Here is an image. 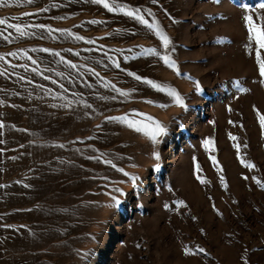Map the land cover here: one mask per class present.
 Segmentation results:
<instances>
[{
	"label": "rangeland",
	"instance_id": "obj_1",
	"mask_svg": "<svg viewBox=\"0 0 264 264\" xmlns=\"http://www.w3.org/2000/svg\"><path fill=\"white\" fill-rule=\"evenodd\" d=\"M107 3L0 4V264H264V0Z\"/></svg>",
	"mask_w": 264,
	"mask_h": 264
},
{
	"label": "snow or ice",
	"instance_id": "obj_2",
	"mask_svg": "<svg viewBox=\"0 0 264 264\" xmlns=\"http://www.w3.org/2000/svg\"><path fill=\"white\" fill-rule=\"evenodd\" d=\"M24 2L25 3H28V4H31L33 2V0H24ZM91 2H93V3L97 4V5L103 4V7L105 9H107L109 12H112V11L122 12L126 16L133 18L137 22H139V23H141L143 25H146L149 29H152L154 27L151 23H149V21L147 19H145L144 15L141 14V10L138 9V8L137 9H128V10H125V7L123 5H109V3H107V0H91ZM214 2H217L218 3L219 0H214ZM4 3H6V0H0V4H4ZM152 3L153 4L157 3V0H152ZM53 6H55V5H53ZM261 8H264V5H261ZM41 11L46 12V11H48V9L42 8ZM146 11L149 14L151 12L150 9H148ZM56 19H64V17H56ZM245 19L247 21L251 22L253 18H252V16H247V17H245ZM89 23L97 24V23H102V22L101 21L93 20V21H89ZM0 26H3V28L5 30L6 29H12V28H14L16 31H19L21 33V35H24L25 34L23 31H21V26L20 25L10 24L5 19H0ZM24 27H27V26H24ZM33 27L39 28V29H41L43 31H46L49 34V36H51L54 31L65 32L67 35L73 36V33L70 30L53 29L50 26L45 25V24L33 25ZM155 34L156 35H160L159 31H157ZM9 35H5L4 34V30H0V37H2L5 41L9 40ZM73 38L76 39V40H84L85 39L83 36H80V35H75ZM161 39L164 41V48L167 49L168 48V45H169V39L167 37H165V36H161ZM87 43H89V44H95V41L88 40ZM258 44H259V49H264V39L259 40L258 41ZM41 51H43L45 53H48V52H50V49L44 48V49H41ZM69 51H71V49H69ZM151 52H152L153 55H157V56L159 55V53L156 52L155 49L151 50ZM9 55L10 56H15L16 53H9ZM25 55L27 56V59L28 60L32 61L33 64L36 63V61L33 60L31 56H28L27 55V53H25ZM52 55L57 56V57H60V59H61L62 62L69 63V66L72 67V68H76L77 67V65L74 64V63H72L71 61H65L64 60V57L61 56V54L59 52H52ZM76 55L79 56L80 53H76ZM256 57H257V59L259 61V74H260L261 77H264V60H260L259 59V57H260L259 50L256 51ZM4 59L5 58L3 56H0V60H4ZM161 59H163L164 63L167 64L169 67H174L175 66V63L174 62H170L169 57L167 55L161 57ZM13 67H15V65ZM24 67H27V65H25ZM116 67L119 68L120 67V64L119 63H116ZM32 71H36V69L33 68ZM5 74H6V72L0 71V76H3ZM94 74L95 75H99L98 73H94ZM127 75L133 76L137 81H141L142 83L147 84V85H149V86H151L153 88H158V86L156 84H154L153 81L150 80V79L142 78L141 76H139V75H137L135 73H132V72L127 73ZM45 78H47V77H45ZM20 79L23 80L24 77H20ZM261 82L264 83V80H262ZM195 83L198 84V82H195ZM114 90L115 91H119V89H115V88H114ZM158 90L159 91H163L164 89L163 88H158ZM244 91H246V89H244ZM169 95L174 98V100H175V102L177 104H179L182 107H185V105L183 104V101H182L181 97L177 93L171 92V93H169ZM114 98L115 97H113V99ZM146 102L147 103H153L152 101H146ZM64 107H68V105H64ZM86 107H89L90 108L91 105H86ZM161 107H167V105H161ZM141 115H143V114H141ZM109 119H116V118L115 117H110ZM148 119H152V118L151 117H148ZM261 123L264 124V117L261 118ZM0 127H3V125L0 124ZM156 128H157V131L147 133L150 136V139H151V141L153 143H158V139H157V136L158 135L166 134L165 133V128L163 126H161L158 121L156 122ZM136 131L139 132V131H142V129L137 128ZM58 147L63 148L64 145L61 144V145H58ZM155 158L157 160L160 159L159 153H155ZM106 163L111 164L110 161H106ZM111 166L113 168L116 167L115 165H111ZM118 171L124 172V170L122 168L121 169H118ZM125 175H127V173H125ZM136 179H137L136 177H132L133 182H135ZM245 179H247V177H245ZM256 182H257V184L260 185V187L264 188V184H261L260 181H256ZM0 187H3V186H0ZM24 187H28V185H24ZM115 191L119 192L120 189L117 188V189H115ZM113 199H114L115 202L111 206L112 207H118L120 202L118 200H115V198H113ZM197 251L200 252V253H203L204 252V249L203 248H200Z\"/></svg>",
	"mask_w": 264,
	"mask_h": 264
}]
</instances>
